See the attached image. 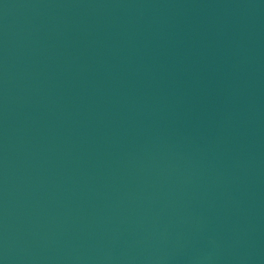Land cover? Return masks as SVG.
Returning a JSON list of instances; mask_svg holds the SVG:
<instances>
[{
    "label": "water",
    "instance_id": "obj_1",
    "mask_svg": "<svg viewBox=\"0 0 264 264\" xmlns=\"http://www.w3.org/2000/svg\"><path fill=\"white\" fill-rule=\"evenodd\" d=\"M0 264H264V0H0Z\"/></svg>",
    "mask_w": 264,
    "mask_h": 264
}]
</instances>
